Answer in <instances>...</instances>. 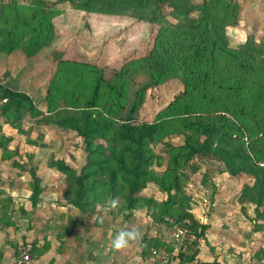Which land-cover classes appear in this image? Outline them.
<instances>
[{"label": "trees", "instance_id": "obj_1", "mask_svg": "<svg viewBox=\"0 0 264 264\" xmlns=\"http://www.w3.org/2000/svg\"><path fill=\"white\" fill-rule=\"evenodd\" d=\"M18 1L1 0L0 54L20 50L32 59L51 49L60 36L52 22L58 15L54 6L62 3L88 14L160 27L153 49L113 70L111 77L96 65L53 53L56 70L47 88L45 113L29 96L0 83V115L6 122L20 123L31 115L82 140L85 156L79 169L54 156L48 162L62 177L60 186L50 188L63 189L64 205L81 213L75 221L94 215L99 207L115 218L144 213L170 235L183 229L190 233L193 241L179 254L182 259L200 241L207 243L209 226L197 219L196 199L187 184L213 163L216 175L242 181L234 203L253 233L264 232V42L249 37L230 47L226 32L240 18L236 0ZM171 80L181 82L183 91L153 121H144L147 92ZM29 171L30 201L36 207L49 188L42 187L36 167ZM201 178L211 180L209 173ZM145 240L151 255L160 248L173 252V241ZM30 243L33 256L36 243ZM195 255L183 262L196 261Z\"/></svg>", "mask_w": 264, "mask_h": 264}, {"label": "crops", "instance_id": "obj_2", "mask_svg": "<svg viewBox=\"0 0 264 264\" xmlns=\"http://www.w3.org/2000/svg\"><path fill=\"white\" fill-rule=\"evenodd\" d=\"M35 58L28 59L20 50L0 54V83L26 94L34 106L45 113L47 88L56 63L51 58L45 61L43 57ZM40 65L46 67V71ZM70 132L40 124L39 119L31 115H25L20 123L14 121L13 124L0 115V145L4 142V146H0V264H13L17 245L25 241L36 243L33 256L31 254L33 264H152L153 256L145 239L166 245L172 240L164 227L154 225L144 213L115 218L105 207H99L94 215H83L82 221H75L81 213L64 205L62 188L58 191L46 189L47 193L41 195L38 205L32 206L29 170L36 167L42 187H51L53 181L46 180L40 173V165L46 160H42V155L56 156V147L60 148L62 142L67 144L60 135ZM2 137L10 140L5 142ZM47 199L50 201L46 202ZM216 201L215 197L210 200L207 220L200 221L209 226L205 235L207 243L200 241L187 250L182 259L173 251L170 264H187L183 259L194 253V260L199 262L264 264V232L253 233L246 220L220 219L226 214L227 207ZM46 210L47 220L42 218ZM202 210L195 208L197 219L201 218ZM9 221L14 226H7ZM125 229L138 230L142 239L114 250L111 240Z\"/></svg>", "mask_w": 264, "mask_h": 264}, {"label": "rangeland", "instance_id": "obj_3", "mask_svg": "<svg viewBox=\"0 0 264 264\" xmlns=\"http://www.w3.org/2000/svg\"><path fill=\"white\" fill-rule=\"evenodd\" d=\"M7 2L9 0H4V3ZM18 2L22 5H28L30 0H19ZM192 2L201 4L202 0H192ZM236 2L240 6V18L239 25L235 29H228L226 32L230 47L237 48L244 44L249 37H252L257 43H263L264 0H236ZM2 5L0 0V8ZM54 8L58 11V15L53 18L52 22L60 30V36L51 49L40 52L38 58L43 57V61L49 58L54 60L56 55L53 53L56 52L63 54L64 60L96 65L104 71L106 77H111L113 70H118L131 61L144 58L153 49L160 29L159 26L139 22L128 17L88 14L71 8L67 3L55 5ZM40 67L45 68L46 71V67L42 65ZM182 91L181 82L174 80L149 90L142 106L141 117L143 120L153 121L156 115ZM60 139H65L67 144L64 145L62 142L64 146L56 147L58 149L56 156H52L57 159L62 158L71 166L79 169L84 164L85 156L82 140L74 132L62 134ZM173 142L181 144L182 141L179 138H174ZM50 158H47L46 154L42 155V160H46L40 165V173L46 180L53 181L54 186H58L62 182V177L60 178L58 172L52 171L48 167ZM216 169L215 164H207L205 170L200 174L207 176L209 173L211 180L206 179L204 182L203 179L202 182L201 175L197 174L187 184V190L193 193L196 199L195 208L203 209L200 211L202 219L198 218L199 221L207 220V208L211 204L210 200H213L214 197L217 199V204L222 203L227 207L226 214L220 219L223 217V219L235 222L238 220L245 221L246 219L234 203L235 197L242 187V181L232 179L226 174L216 175L214 173ZM52 172H55L56 175H52ZM213 178H215L214 181ZM47 182L49 183V181ZM213 183L215 188L212 186ZM46 188L50 187L46 186ZM45 196L48 198L47 195ZM49 201L50 199L46 200V202ZM42 218L47 220V210ZM239 230L243 229L240 228ZM181 252L176 253L179 255Z\"/></svg>", "mask_w": 264, "mask_h": 264}, {"label": "built area", "instance_id": "obj_4", "mask_svg": "<svg viewBox=\"0 0 264 264\" xmlns=\"http://www.w3.org/2000/svg\"><path fill=\"white\" fill-rule=\"evenodd\" d=\"M173 241V251L175 252H185L188 245L193 241L190 233L183 230H176L170 235ZM32 244L27 242L26 244H21L18 247L17 255L15 257L13 264H33L31 252ZM153 262L152 264H170V255L165 248L153 249L152 250ZM189 264H200L196 261ZM212 264V263H208Z\"/></svg>", "mask_w": 264, "mask_h": 264}, {"label": "clouds", "instance_id": "obj_5", "mask_svg": "<svg viewBox=\"0 0 264 264\" xmlns=\"http://www.w3.org/2000/svg\"><path fill=\"white\" fill-rule=\"evenodd\" d=\"M117 201L112 200V206H116ZM142 239V235L138 230L125 229L117 232L111 240V246L114 250H121L126 248L130 242L139 241Z\"/></svg>", "mask_w": 264, "mask_h": 264}]
</instances>
